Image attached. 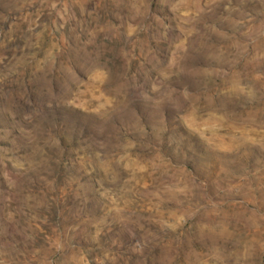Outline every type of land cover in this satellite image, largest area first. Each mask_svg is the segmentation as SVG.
<instances>
[{"label": "rangeland", "instance_id": "rangeland-1", "mask_svg": "<svg viewBox=\"0 0 264 264\" xmlns=\"http://www.w3.org/2000/svg\"><path fill=\"white\" fill-rule=\"evenodd\" d=\"M0 264H264V0H0Z\"/></svg>", "mask_w": 264, "mask_h": 264}]
</instances>
